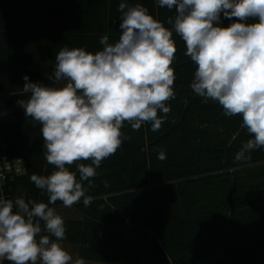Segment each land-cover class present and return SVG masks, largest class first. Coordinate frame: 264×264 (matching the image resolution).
<instances>
[{"label":"trees","instance_id":"1","mask_svg":"<svg viewBox=\"0 0 264 264\" xmlns=\"http://www.w3.org/2000/svg\"><path fill=\"white\" fill-rule=\"evenodd\" d=\"M120 2L0 0V163L23 160L26 173L13 192L26 201L48 202L30 176L49 175L54 167L44 156L41 126L17 104L28 99L23 77L52 85L47 77L61 48L94 53L102 50L103 35L116 42ZM127 3L143 4L173 30L168 18L175 16L174 9L159 7L157 0ZM234 20L221 15L220 26ZM173 39L176 97L167 120L155 132L150 124L137 131L124 125L130 139L97 169L86 193L92 203L73 205L82 219L63 218L61 243L78 246L79 258L101 264H264V149L235 161L250 138L242 118L225 116L216 102L205 103L193 92L196 65L174 30ZM158 149L166 159L157 158Z\"/></svg>","mask_w":264,"mask_h":264},{"label":"clouds","instance_id":"2","mask_svg":"<svg viewBox=\"0 0 264 264\" xmlns=\"http://www.w3.org/2000/svg\"><path fill=\"white\" fill-rule=\"evenodd\" d=\"M157 4L175 10L168 23L196 65L191 89L205 103L216 102L225 116L242 118L241 127L250 138L235 161L251 159L253 151L264 149V0H157ZM118 11L116 42L103 35L102 50L94 53L61 48L47 77L52 85L23 77L22 91L28 99L17 104L41 126L44 156L54 171L30 176L47 193V203L0 198V261L86 264L83 258L74 260L62 246L65 221L49 205L60 201L72 207L83 200L89 206L92 197L86 193L94 186L97 169L130 139L122 131L124 125L137 131L150 124L155 132L167 120L169 102L176 97L173 30L141 3L129 6L121 0ZM221 15L235 20L220 26ZM157 158L166 159L162 149Z\"/></svg>","mask_w":264,"mask_h":264},{"label":"built area","instance_id":"3","mask_svg":"<svg viewBox=\"0 0 264 264\" xmlns=\"http://www.w3.org/2000/svg\"><path fill=\"white\" fill-rule=\"evenodd\" d=\"M26 173L22 159H5L0 163V198L12 199L23 198L18 192H13L16 180Z\"/></svg>","mask_w":264,"mask_h":264},{"label":"rangeland","instance_id":"4","mask_svg":"<svg viewBox=\"0 0 264 264\" xmlns=\"http://www.w3.org/2000/svg\"><path fill=\"white\" fill-rule=\"evenodd\" d=\"M56 211L59 215H62V217L64 218H68V219L81 218L80 213L75 208L73 209V207H62L56 209Z\"/></svg>","mask_w":264,"mask_h":264},{"label":"crops","instance_id":"5","mask_svg":"<svg viewBox=\"0 0 264 264\" xmlns=\"http://www.w3.org/2000/svg\"><path fill=\"white\" fill-rule=\"evenodd\" d=\"M62 207H64V206H62ZM62 207H58V208H62ZM72 207H73V209L75 208L74 206H72ZM58 208H55V209H58ZM80 215H81V218L75 219V220L82 219V214L80 213ZM60 216H62V215H60ZM61 244L73 256L74 260L76 258H79V247L78 246L70 245V244H66V243H61ZM85 262H86V264H101V263H94V262H89V261H85Z\"/></svg>","mask_w":264,"mask_h":264}]
</instances>
